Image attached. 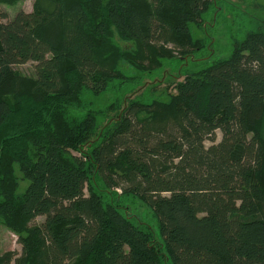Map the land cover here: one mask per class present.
Wrapping results in <instances>:
<instances>
[{
    "label": "trees",
    "instance_id": "16d2710c",
    "mask_svg": "<svg viewBox=\"0 0 264 264\" xmlns=\"http://www.w3.org/2000/svg\"><path fill=\"white\" fill-rule=\"evenodd\" d=\"M214 3L34 0L10 19L0 0V224L21 247L0 264H264V29L167 104L87 102L135 82L99 60L110 34L149 70L196 50Z\"/></svg>",
    "mask_w": 264,
    "mask_h": 264
},
{
    "label": "rangeland",
    "instance_id": "374dc122",
    "mask_svg": "<svg viewBox=\"0 0 264 264\" xmlns=\"http://www.w3.org/2000/svg\"><path fill=\"white\" fill-rule=\"evenodd\" d=\"M1 6L9 18L13 19L21 10L31 12L34 0H1ZM259 29H264V0H215L204 24L201 27H193L196 50L172 57L168 54L153 53L145 59L142 57L141 60L149 70L135 67L128 61V55L123 53L136 49L133 42L120 39L117 33L110 34L111 42L107 41L105 46L99 45V60L107 59L118 71L124 72L135 82L127 86L116 85V88H111L100 96L90 95L87 102L91 103L94 109L102 111H107L113 102L121 99L140 98L149 104H167L171 97L177 96L176 85L182 82L187 74L205 68L213 60L227 58L249 32ZM16 70L27 75L33 71V65L18 66ZM158 121L160 118H156L155 123H159ZM18 179L17 192L22 193L29 184L20 175ZM132 214L142 223H148L156 232L157 223L146 206L137 204ZM16 250H21L17 237L12 230L0 224V254Z\"/></svg>",
    "mask_w": 264,
    "mask_h": 264
}]
</instances>
